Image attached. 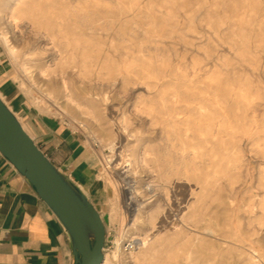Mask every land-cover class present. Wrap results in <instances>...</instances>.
<instances>
[{"label":"rangeland","instance_id":"1","mask_svg":"<svg viewBox=\"0 0 264 264\" xmlns=\"http://www.w3.org/2000/svg\"><path fill=\"white\" fill-rule=\"evenodd\" d=\"M1 33L0 95L26 131L42 117L90 148L108 264H250L249 245L264 264V0H0Z\"/></svg>","mask_w":264,"mask_h":264},{"label":"crops","instance_id":"2","mask_svg":"<svg viewBox=\"0 0 264 264\" xmlns=\"http://www.w3.org/2000/svg\"><path fill=\"white\" fill-rule=\"evenodd\" d=\"M29 121L33 139L47 157L80 189L84 186L91 190L86 177L93 175L94 157L82 139L48 119L35 116ZM0 264H75L65 227L1 152Z\"/></svg>","mask_w":264,"mask_h":264},{"label":"water","instance_id":"3","mask_svg":"<svg viewBox=\"0 0 264 264\" xmlns=\"http://www.w3.org/2000/svg\"><path fill=\"white\" fill-rule=\"evenodd\" d=\"M0 152L61 221L72 243L75 264H102L106 227L101 214L47 157L1 97Z\"/></svg>","mask_w":264,"mask_h":264},{"label":"bare ground","instance_id":"4","mask_svg":"<svg viewBox=\"0 0 264 264\" xmlns=\"http://www.w3.org/2000/svg\"><path fill=\"white\" fill-rule=\"evenodd\" d=\"M13 16V15H12ZM12 23L13 24H17L18 23V18L17 17H15L13 20H12ZM93 30V29H92ZM0 38L4 41V43H5V45H6V47H7V50H8V53L12 56V57H16V51H15V48H13V46H11V44H10V41H9V39L6 37V35L4 34V33H1L0 34ZM113 41V40H112ZM165 44V43H164ZM167 46V45H166ZM75 47V46H74ZM73 47V48H74ZM44 48V47H43ZM26 53V52H25ZM71 53V52H70ZM172 55V54H171ZM83 60V59H82ZM22 65V64H21ZM23 65H25V64H23ZM44 66V65H43ZM45 73H46V71H43V74L45 75ZM42 75V74H41ZM157 81V80H156ZM52 83V80L51 79H49L48 81H47V85L49 84H51ZM64 89L66 90V91H68L67 90V88L66 87H64ZM151 91V90H150ZM152 92H153V89H152ZM145 93V92H144ZM68 95V94H67ZM106 96V95H105ZM157 96V95H156ZM173 96V95H172ZM1 97V96H0ZM2 98V97H1ZM105 98V97H104ZM177 98V97H176ZM3 99V98H2ZM174 100V99H173ZM106 101V100H105ZM5 102V101H4ZM6 103V102H5ZM68 105L70 104L71 105V103H73L74 104V102L72 101V100H68ZM7 104V103H6ZM167 104V103H166ZM162 105V104H161ZM77 106V105H76ZM76 106H72L73 108H75ZM61 108H62V110L63 109H66L64 106H60ZM10 108V107H9ZM60 108V109H61ZM164 108V107H163ZM188 108V107H187ZM200 108V107H199ZM252 108V107H251ZM11 109V108H10ZM142 109V108H141ZM201 109H203V108H201ZM12 110V109H11ZM13 111V110H12ZM200 111V110H199ZM201 114V113H200ZM17 116V115H16ZM171 116V115H170ZM18 117V116H17ZM164 117V116H163ZM169 117V116H168ZM19 118V117H18ZM162 118V117H161ZM221 119V118H220ZM20 120V119H19ZM165 120V119H164ZM156 121V120H155ZM217 121H219V120H217ZM253 121V120H252ZM186 122H187V120H186ZM22 123V122H21ZM79 124H80V126H83L82 124V122L81 121H79ZM22 125H23V123H22ZM138 125V124H137ZM256 125V124H255ZM150 126V125H149ZM221 126V125H220ZM23 127H24V129H25V126L23 125ZM153 128V127H152ZM218 128H219V126H218ZM167 129V128H166ZM26 130V129H25ZM172 130V129H171ZM214 130V129H213ZM216 130V129H215ZM219 130V129H218ZM168 131V130H167ZM251 131V130H250ZM136 132V131H135ZM186 132V131H185ZM29 133V132H28ZM29 135L33 138V136L29 133ZM202 135V134H201ZM212 135V134H211ZM253 135V134H252ZM187 136V135H186ZM221 138H223V137H221ZM175 139V138H174ZM203 139V138H202ZM107 140H110V139H107ZM152 140V139H151ZM211 140H213V139H211ZM173 141V140H172ZM112 142V141H111ZM109 143V148L113 151L114 150V146L115 145H113V143ZM123 142V141H122ZM152 142V141H151ZM210 141H207V143H209ZM120 143V142H119ZM150 143V142H149ZM205 143V142H204ZM213 143V142H212ZM183 145V144H182ZM167 146V145H166ZM169 146V145H168ZM206 146V145H205ZM259 146V145H258ZM183 147H184V145H183ZM212 147V146H211ZM210 147V148H211ZM159 150V149H158ZM207 150V149H206ZM208 154V153H207ZM228 156V155H227ZM197 157V156H196ZM207 160V159H206ZM198 161V160H197ZM108 162H109V160H108ZM128 165V164H127ZM233 165V164H232ZM220 166V165H219ZM230 166V165H229ZM229 168V167H228ZM229 172V171H228ZM215 173H217V171L215 170V171H213V175H208L207 176V178H206V180L209 178H212V179H216V175H215ZM226 173H224V175H225ZM218 177V176H217ZM224 177H226V175L224 176ZM198 181V180H197ZM209 181V180H208ZM211 181V180H210ZM199 182V181H198ZM132 184L130 185V187H129V190H128V195H129V203L128 204H133V202H134V199H135V195H137V186H136V181H132L131 182ZM206 183V182H205ZM207 184V183H206ZM206 184H204L205 186H206ZM227 187V188H230V187H232L233 186V184H231V183H226V185L224 184V183H221L220 184V187H219V191H218V193L220 194V198L219 199H221L220 200V203H221V201L224 203V204H226L228 207H229V211L230 212H233L234 211V206H233V202L232 201H230V202H225L224 200H223V196H222V194H221V192H222V190L224 189V187ZM201 187V186H200ZM204 187V186H203ZM202 188V187H201ZM180 191V190H179ZM215 191V190H214ZM150 192H151V189H150ZM264 194V193H263ZM209 196H210V194H209ZM199 197V196H198ZM213 199V198H212ZM128 200V199H127ZM194 200V199H193ZM198 201H200V200H198ZM209 204V203H208ZM235 205V204H234ZM192 206V205H191ZM197 206V205H196ZM195 206V207H196ZM202 206V205H201ZM204 206V205H203ZM202 206V207H203ZM247 206V205H246ZM222 207V206H221ZM224 207V206H223ZM194 209V208H193ZM192 209V210H193ZM222 209V208H221ZM224 209V208H223ZM190 210V209H189ZM194 218H195V223L197 224L196 225V227H198L199 229H204L205 227V223L207 224L208 222L209 223H211V224H213L212 226L214 227L215 225H217V223L216 222H214V221H212L211 220V218L209 217L208 218V215H205V214H202L201 213V208H198V209H196L194 212ZM221 213V212H220ZM212 214V213H211ZM257 214V213H256ZM187 215H188V213H187ZM215 216V215H214ZM187 217H189V216H187ZM252 217V216H251ZM125 218V217H124ZM186 218V217H185ZM187 219H189V218H187ZM187 219H186V221H187ZM190 219H191V216H190ZM191 223V222H190ZM193 223V222H192ZM188 224V223H187ZM208 225V224H207ZM191 226V225H190ZM216 227V226H215ZM197 229V228H196ZM255 229V228H254ZM214 230V229H213ZM210 231V230H209ZM208 231V232H209ZM222 231H224V230H222ZM221 231V232H222ZM251 231V230H250ZM200 232V231H199ZM188 233V232H187ZM228 233V232H227ZM207 234V233H206ZM212 234H214L213 232H212ZM224 234V233H223ZM245 235H247V233H245L244 231H243V229L240 227V228H237V227H234V225H232V227H231V230H230V240H232L233 242H235V243H240V244H246L247 242H246V240H245ZM181 236V235H180ZM210 236V235H209ZM212 236V235H211ZM214 236V235H213ZM185 238V237H184ZM196 238V237H195ZM200 238H201V236H200ZM261 238V237H260ZM197 239V238H196ZM211 239H213V238H211ZM144 241H146V240H144ZM166 241V240H165ZM195 241H197V240H193V242H195ZM220 241V240H219ZM251 241V240H250ZM209 243V242H208ZM221 243H223V242H221ZM234 243V244H235ZM250 243H252V241L250 242ZM258 243H261V240H259L258 241ZM190 244V243H189ZM191 244H193V243H191ZM264 244V243H263ZM144 245V244H143ZM148 245V244H147ZM231 245V244H230ZM149 246H151V245H149ZM219 246V245H218ZM234 246H236V245H234ZM250 246V253H249V258H250V264H258V262L256 263V261H254L253 259L255 258V256H254V254H256V253H258L259 251H257L254 247H253V245H249ZM152 247V246H151ZM149 248V247H148ZM239 248V247H238ZM140 249V248H139ZM150 249V248H149ZM149 249H147V250H149ZM213 250V249H212ZM209 251V250H208ZM210 251H211V249H210ZM186 252H188V251H186ZM199 252V251H198ZM212 252V251H211ZM264 252V251H263ZM143 253V252H142ZM144 253H146V252H144ZM200 253V252H199ZM184 254V253H183ZM186 254V253H185ZM190 254V253H189ZM207 254V253H206ZM259 254V253H258ZM229 255V254H228ZM135 256V255H134ZM260 256H262V257H264V254H261ZM135 257H137V256H135ZM139 258H140V256H139ZM228 258V257H227ZM248 257H246V259H247ZM133 259V258H132ZM137 259V258H136ZM139 260H137V262H138ZM223 261V260H222ZM183 262V261H182ZM190 263V262H189ZM226 263V262H225ZM102 264H108V258L105 256V259H104V261H103V263Z\"/></svg>","mask_w":264,"mask_h":264}]
</instances>
